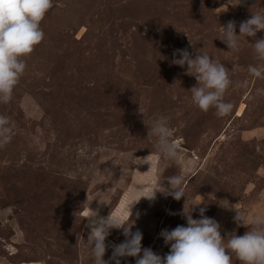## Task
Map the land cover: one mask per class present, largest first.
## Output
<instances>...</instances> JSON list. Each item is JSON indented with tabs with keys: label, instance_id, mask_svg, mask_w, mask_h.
<instances>
[{
	"label": "rangeland",
	"instance_id": "374dc122",
	"mask_svg": "<svg viewBox=\"0 0 264 264\" xmlns=\"http://www.w3.org/2000/svg\"><path fill=\"white\" fill-rule=\"evenodd\" d=\"M235 2L53 0L41 21L42 42L22 57L25 72L10 102L0 103L13 128L0 146V264H95L85 216L93 209L125 219L141 194L137 185L150 191L161 181L167 188L173 175H194L186 198L157 192L153 201L141 198L130 217L142 247L157 254L169 251L160 231L186 225L194 203L203 201L193 218L205 207L222 237L248 230L234 221L236 210L264 214V93L257 92L264 79L248 72L264 65L252 47L264 30L241 37L235 52L218 38L230 20L238 34L240 22L264 12V0ZM177 49L206 51L226 66L228 114L193 104L197 81L187 65L173 62ZM161 116L179 142V162L156 151L150 125ZM223 199L233 208L219 206ZM124 239L113 229L106 243ZM233 262L241 264L234 254Z\"/></svg>",
	"mask_w": 264,
	"mask_h": 264
},
{
	"label": "clouds",
	"instance_id": "9594fccd",
	"mask_svg": "<svg viewBox=\"0 0 264 264\" xmlns=\"http://www.w3.org/2000/svg\"><path fill=\"white\" fill-rule=\"evenodd\" d=\"M241 3H231L233 5ZM53 7V0H0V103L7 104L12 99L15 86L26 69V57L34 47L41 43L44 32L41 21ZM235 21H228L222 26V33L218 36L228 50L238 51L241 37H256L264 30V12L252 13L251 17L240 22L239 32L236 31ZM252 47L256 57L264 61V37L255 39ZM179 58L174 63L183 67L186 72L195 77L197 83L191 87L192 102L201 111L207 112L210 108L216 109L218 116L228 114L233 105L224 99L225 93L232 84L230 73L226 66L215 60L208 52L190 55L185 49H177ZM248 72L252 77L264 79V65H249ZM264 93V89H258ZM150 131L155 138V148L159 156L171 162H179L180 145L174 140V130L163 116L152 120ZM13 128L8 117L0 115V146L10 142ZM141 164V163H137ZM194 175L184 173L167 178L168 187L160 182V187L152 186L150 191H144L146 185H137L136 191L141 193L131 200L128 205V215L125 219L113 216H100L97 210L85 216L89 218L86 247L90 250L95 264H121V258L134 257L135 264H234L233 254L241 264H264V214L251 216L238 212L234 221L238 225L247 226L243 235L235 231L222 237L220 224L211 217L204 215L206 208H199V218L194 219L192 210L203 203L190 205V211L184 213L186 225H177L168 230L162 229L159 236L164 244L169 246L168 253L163 256L151 248L142 247V232L132 231L134 220L133 206L141 198L153 201L157 192L171 196L175 200L186 198V189L189 179ZM136 195V192L133 193ZM219 206L231 209L232 204L227 199L219 200ZM138 218V214H137ZM113 229L122 230L125 239L118 244L106 243V238ZM111 247L109 260L103 257Z\"/></svg>",
	"mask_w": 264,
	"mask_h": 264
}]
</instances>
